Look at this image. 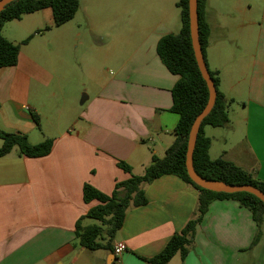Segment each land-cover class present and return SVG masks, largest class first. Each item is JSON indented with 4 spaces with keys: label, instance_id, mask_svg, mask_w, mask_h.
Listing matches in <instances>:
<instances>
[{
    "label": "crops",
    "instance_id": "crops-1",
    "mask_svg": "<svg viewBox=\"0 0 264 264\" xmlns=\"http://www.w3.org/2000/svg\"><path fill=\"white\" fill-rule=\"evenodd\" d=\"M129 9L125 1L119 18ZM153 10L139 34L124 35L120 47L89 50L93 59L112 63L114 71L94 64L85 70L78 62L84 81L87 71V95L71 128H63L70 113L61 105L64 91L57 88L63 69L54 62L67 57L70 42L77 53L84 45L78 13L60 27L50 8L17 20L33 15L34 27L8 30L13 21L5 24L3 35L16 44L34 36L21 44L16 66L0 68V130L23 133L31 144L52 139L54 145L41 158L22 156L17 147L0 157V264H149L146 259L158 255L195 216L198 190L166 175L145 188L147 205L127 211L113 241V246L125 243L122 255L87 250L76 238L77 221L100 204L85 202V184L111 195L118 182L143 175L153 155L164 157L176 139L179 116L170 108L179 76L163 64L157 45L180 26L171 5ZM205 17L207 63L219 72L220 90L231 101L229 125L204 129L212 140L210 157L264 181V1L207 0ZM32 114L39 116L40 130ZM119 161L130 165L132 174ZM89 220H83L84 227L92 225ZM257 230L251 212L238 202L214 201L188 254H177L170 264H264V222L262 239L252 247Z\"/></svg>",
    "mask_w": 264,
    "mask_h": 264
},
{
    "label": "trees",
    "instance_id": "trees-1",
    "mask_svg": "<svg viewBox=\"0 0 264 264\" xmlns=\"http://www.w3.org/2000/svg\"><path fill=\"white\" fill-rule=\"evenodd\" d=\"M206 5L207 0H198L199 39L207 62L206 51L210 40V26L205 17ZM177 6L181 10V31L178 34L163 36L157 45V53L163 64L172 74L179 76L178 82L172 89L173 104L170 108L172 113L179 116L175 128L176 139L166 150L164 157L153 155L143 175L132 174L131 166L124 161H119L118 166L132 176L126 181L118 182L111 195L101 192L90 184L84 185L85 202L90 203L94 200L100 202L76 223L78 245L87 250L114 251L113 241L124 225L127 211L147 205L145 188L166 175L177 176L198 190V208L195 216L187 222L181 232L173 235L158 255L146 259L149 264H170L177 254L185 257L193 242L197 226L203 221L211 203L217 200H234L248 209L258 227L252 247L262 239L263 201L247 192L228 194L203 189L194 183L188 174L186 155L189 134L195 119L207 106L210 94L195 57L190 29L189 0H179ZM46 8L52 9L55 25L60 27L75 18L80 10V0H15L9 4L0 16V68L16 66L21 44H27L34 36L33 34L21 44H16L3 35L5 24ZM209 71L216 85L217 100L210 114L202 122L194 151V168L205 179L232 185H252L264 192V181L255 178L232 162L223 158L214 160L210 157L212 140L205 135L204 129L206 126L225 128L229 125L228 107L231 101L220 90L219 72L212 71L210 68ZM32 117L40 130L39 116L32 114ZM0 139L3 141L0 157L9 154L17 147L22 156L41 158L49 155L54 145L52 139L31 144L23 133L2 130H0ZM85 219L95 220L98 223L84 227Z\"/></svg>",
    "mask_w": 264,
    "mask_h": 264
},
{
    "label": "rangeland",
    "instance_id": "rangeland-1",
    "mask_svg": "<svg viewBox=\"0 0 264 264\" xmlns=\"http://www.w3.org/2000/svg\"><path fill=\"white\" fill-rule=\"evenodd\" d=\"M125 1L130 5V9L126 15H122L119 18V14L121 13ZM251 1L257 5L258 1L263 2L264 0ZM178 2L179 0H81L82 9L80 7L77 17L79 23H81L84 45L79 49L78 53H80V55H78L74 47L75 44L70 42L66 50L67 57L63 59L61 64L54 62L56 68L63 69L62 74L60 72L61 79L57 84L59 85L57 88L64 91L65 94L60 99L63 103L61 105L62 107L65 106L70 113V119L65 122L63 128L67 126L71 128L77 114L81 112L85 106L84 94H87L83 83L88 81L86 78L87 71L84 75V81L80 64L78 62H83L85 70H87L88 65L94 64L97 68L100 67V69H103L104 67H109V72L110 70L114 71L112 63L106 64L102 60L93 59V55L89 54V50L94 48L99 51L101 50L102 53H106L110 49L120 47L121 38L132 32H138L142 20L148 17V15H151L153 11H155L153 9L161 4L171 5L172 10L174 11L175 20L177 19V23H179L180 26V30L176 33L178 34L182 28L181 10L177 6ZM85 9H87L90 18L86 16ZM115 12L116 15L113 16ZM33 17V15H29L23 22L14 20L9 24L10 26H7L9 28L6 29L9 30L10 27L14 26H21L22 28L34 27L36 24L32 22ZM8 30H6V36H9L7 33ZM102 37L104 40L100 41ZM137 172H139L138 174H142L143 171L137 170ZM89 223L97 224L98 222L95 220H89Z\"/></svg>",
    "mask_w": 264,
    "mask_h": 264
},
{
    "label": "water",
    "instance_id": "water-1",
    "mask_svg": "<svg viewBox=\"0 0 264 264\" xmlns=\"http://www.w3.org/2000/svg\"><path fill=\"white\" fill-rule=\"evenodd\" d=\"M14 1L15 0H0V16L1 13L5 10V8ZM189 16H190L191 37H192L195 57L199 69L202 73V76L208 85L210 97L205 109L195 119L189 134L188 150L186 155V166H187L188 174L191 180L203 189H207L213 192L228 193V194L247 192L255 195L264 203V192L253 187L252 185H232L222 181L208 180L201 177L194 168V151H195L198 135L200 132V128L203 120L210 114L216 103L217 89L211 77L199 39L198 0H189Z\"/></svg>",
    "mask_w": 264,
    "mask_h": 264
},
{
    "label": "built area",
    "instance_id": "built-area-1",
    "mask_svg": "<svg viewBox=\"0 0 264 264\" xmlns=\"http://www.w3.org/2000/svg\"><path fill=\"white\" fill-rule=\"evenodd\" d=\"M125 250H126V245L123 242H118L114 246V253L117 256L122 255L125 252Z\"/></svg>",
    "mask_w": 264,
    "mask_h": 264
}]
</instances>
